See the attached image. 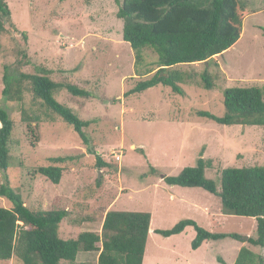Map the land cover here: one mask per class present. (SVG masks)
<instances>
[{"label": "rangeland", "instance_id": "rangeland-1", "mask_svg": "<svg viewBox=\"0 0 264 264\" xmlns=\"http://www.w3.org/2000/svg\"><path fill=\"white\" fill-rule=\"evenodd\" d=\"M241 1L246 19L240 40L207 64L175 67L195 76L181 84L185 95L159 85L125 97L142 78L136 75L135 53L123 39L124 23L117 15L122 0H6L19 32L7 26V32L0 33V107H6L14 121L10 167L7 173L0 169V185L8 175L32 210H68L60 226L63 239H76L86 231L101 233L110 210L149 212L159 230L190 219L209 232L242 237L207 241L194 250L196 231L191 226L169 238L152 233L143 264H222L219 258L235 264L241 247L264 256V248L249 242L257 237L254 218L225 214L219 197L202 188L170 186L164 180L195 167L201 155L212 160L206 176L214 180L226 168L264 167L263 127L225 126L199 115L224 116L227 88H264V0ZM23 48L31 64L22 72L36 74L44 67L55 81L93 94L82 98L61 91L55 98L92 122L85 133L109 167L99 168L73 128L48 111L30 88L23 104L5 102V67L18 72ZM156 60L146 52L148 64ZM205 71L213 76L211 90L201 80ZM52 157H71L57 164L64 169L58 185L36 171L52 165ZM0 207L11 209L12 204L0 197ZM98 257L99 252L80 250L73 264H97ZM0 264L23 263L14 257Z\"/></svg>", "mask_w": 264, "mask_h": 264}, {"label": "trees", "instance_id": "trees-1", "mask_svg": "<svg viewBox=\"0 0 264 264\" xmlns=\"http://www.w3.org/2000/svg\"><path fill=\"white\" fill-rule=\"evenodd\" d=\"M118 17L123 20V39L129 43L136 57V75L140 79L125 97L140 94L162 85L171 87L175 93L185 95L181 84L192 80L194 75L175 69L179 65L211 62L215 56L231 49L243 34L246 7L241 0H122ZM11 26L12 13L6 0H0V33ZM264 33V28H262ZM27 41V34L20 33ZM150 51L156 62L148 64L145 54ZM17 73L5 67V102L23 104L27 88L36 99L41 100L52 114L70 125L96 157L99 168L109 167L85 133L92 124L74 113V110L60 103L55 95L67 91L75 97L92 98L90 91L68 82H57L52 72L44 67L36 74H27L21 68L31 64L26 48L20 53ZM157 70V71H156ZM156 71V72H155ZM155 72V73H154ZM201 80L206 89L214 88L213 76L205 71ZM87 94V95H86ZM117 101V99H113ZM225 114L222 117L201 112V117L220 125L259 126L264 128V88L232 87L224 93ZM24 121L28 114L23 109ZM36 122L40 117L34 119ZM34 134V128L28 123ZM14 121L10 111L0 107V169L7 173L10 167V142ZM50 166L39 167L37 172L58 185L64 164L71 157H52ZM213 162L203 155L195 167H186L176 176L164 179L170 186L202 188L221 200L225 214L254 218L257 221V237L249 242L264 248V167L226 168L219 180L206 176ZM0 197L7 199L12 208L0 207V261L14 257L23 264H61L63 261L76 263L79 251L99 252L97 264H143L149 240L152 214L149 212L114 211L107 212L102 232H82L76 239H63L60 226L69 215L68 210H32L23 200L5 175L0 185ZM193 227L196 238L194 250L206 241H220L226 238L242 240L238 234L212 233L199 226L194 220L180 221L169 230H156L165 238L182 234L187 227ZM70 241V242H69ZM77 241V242H76ZM220 263L226 264L222 258ZM235 264H264V256L247 247L239 251Z\"/></svg>", "mask_w": 264, "mask_h": 264}, {"label": "crops", "instance_id": "crops-1", "mask_svg": "<svg viewBox=\"0 0 264 264\" xmlns=\"http://www.w3.org/2000/svg\"><path fill=\"white\" fill-rule=\"evenodd\" d=\"M106 214H107V213H106ZM105 217H106V215L104 216L103 223H104ZM156 230H159V229H157V226L155 225V221H154L153 216H152V221H151V227H150L149 239L152 237V233H155ZM206 242H207V241H206ZM206 242H204L203 245H204ZM241 248H242V247H241ZM241 248H240V249H241ZM240 249H239V251H240Z\"/></svg>", "mask_w": 264, "mask_h": 264}, {"label": "built area", "instance_id": "built-area-1", "mask_svg": "<svg viewBox=\"0 0 264 264\" xmlns=\"http://www.w3.org/2000/svg\"><path fill=\"white\" fill-rule=\"evenodd\" d=\"M116 159H117L118 161H121V156L117 155V156H116Z\"/></svg>", "mask_w": 264, "mask_h": 264}, {"label": "water", "instance_id": "water-1", "mask_svg": "<svg viewBox=\"0 0 264 264\" xmlns=\"http://www.w3.org/2000/svg\"><path fill=\"white\" fill-rule=\"evenodd\" d=\"M205 63L207 64V62H205ZM248 239H249V237H246V238H245V241H247Z\"/></svg>", "mask_w": 264, "mask_h": 264}, {"label": "bare ground", "instance_id": "bare-ground-1", "mask_svg": "<svg viewBox=\"0 0 264 264\" xmlns=\"http://www.w3.org/2000/svg\"><path fill=\"white\" fill-rule=\"evenodd\" d=\"M87 95V94H86ZM29 119V118H28ZM75 222V221H74ZM70 242V241H69ZM77 242V241H76Z\"/></svg>", "mask_w": 264, "mask_h": 264}]
</instances>
